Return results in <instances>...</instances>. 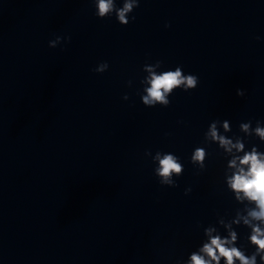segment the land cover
Masks as SVG:
<instances>
[{
  "label": "clouds",
  "instance_id": "obj_1",
  "mask_svg": "<svg viewBox=\"0 0 264 264\" xmlns=\"http://www.w3.org/2000/svg\"><path fill=\"white\" fill-rule=\"evenodd\" d=\"M140 0H123V7L117 8L115 0H98L99 18H104L108 14L115 11L116 18L121 25L127 26L130 20L127 17L128 13H132L139 6ZM135 20V16L131 17ZM169 27V25H165ZM70 40V38H62L57 36L56 39L49 42V47L55 48L62 40ZM258 39V37H257ZM162 61H157L156 66H160ZM149 72L147 78L146 95L142 96V101L145 105L155 107L157 103L168 107L170 100L167 98L174 89H182L187 92L198 86L199 79L194 74H184L181 67H176L175 70L164 71L157 74L151 66H145ZM108 68L107 62L100 63L98 68L93 71L103 73ZM237 96L243 97L244 90L237 89ZM124 98H127L126 96ZM249 123L241 124L240 127L247 132ZM261 121H257L255 128L256 135L261 141H264V128L260 127ZM223 128L228 130V122L223 123ZM207 136L213 141H217L219 146L226 152L232 153L233 149L237 153L243 155L234 156L228 161L227 167L235 169L231 176L226 178L228 188L234 193L235 199L238 202L247 200L254 207L246 209V215L236 214V218L226 223L224 219H219V224L227 230V235H221L216 227L208 226L204 228L203 234L206 239L201 242V245L190 253L186 264H264V153L257 150V147H252L251 151H244V143L237 140L235 143L231 139L218 134L216 123H212ZM150 155L149 151L145 152ZM207 151L203 147H197L191 155L192 163H199L201 169L206 168L204 163ZM156 160L159 161V167L155 170V174L160 177L159 183L164 186L177 187L176 180L173 178V173L176 177L183 174V166L180 159L171 153L161 156L157 152ZM191 192L190 188L185 189V195ZM242 225L250 229V235L247 237L248 243L254 247V251L248 255L246 249L238 247V234L233 230V225ZM258 222V223H254Z\"/></svg>",
  "mask_w": 264,
  "mask_h": 264
}]
</instances>
